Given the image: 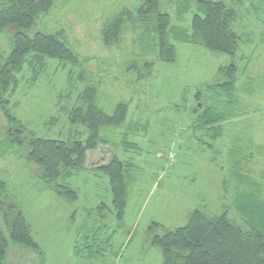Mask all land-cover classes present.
Segmentation results:
<instances>
[{"label":"rangeland","instance_id":"obj_1","mask_svg":"<svg viewBox=\"0 0 264 264\" xmlns=\"http://www.w3.org/2000/svg\"><path fill=\"white\" fill-rule=\"evenodd\" d=\"M141 1L54 0L51 11L37 23L36 30L63 34L72 49L88 59L87 70L98 89L103 111L112 114L118 103L128 104L127 126L107 133L104 138L108 143L99 145L87 157L84 171L68 181L79 194L74 204L60 201L41 181L32 178L20 154L0 161V175L16 194L32 236L43 252L44 264H161L160 250L146 241L145 232L152 222L173 231L184 226L195 209L212 216L227 210L229 217L245 228L231 206L232 190L226 195L222 181L239 166L264 186V151H256L257 147L264 148V12L257 19L250 16L247 4L242 8L233 29L246 39L251 37L252 44L242 46L236 58L174 43L176 61L169 64L158 63L155 55L148 57L147 43L142 50L139 42L145 37L131 27L125 28L119 45L106 48L101 42L103 23L123 8L135 10ZM163 8L173 25L188 28L190 14L178 22L170 0H164ZM8 42V37L0 35V53L4 57L9 53ZM141 56L156 62L151 79L127 70L128 64ZM232 62L241 70L248 65L247 77L259 83L252 96L245 97L247 114L232 126H224L221 139L210 141L206 133L192 129V110L199 107L194 95L202 86L216 82L219 67ZM78 74L77 69L50 61L47 72L30 87L25 83L30 76L24 70L19 89L11 99L17 105L15 114L39 137H70L73 131L60 107L76 104L82 89L76 81ZM245 86L242 70L237 88L242 93ZM51 117L57 119L55 125H51ZM131 123L141 127L148 124V128L145 132L132 131ZM122 137L136 144L138 150L123 149ZM112 156L135 165L136 183L129 191L122 224L109 215L101 225L96 217L88 218L86 214L100 204L111 208L108 180L95 170ZM1 227L7 233L3 224ZM98 227L108 229L100 235L102 241L115 232L110 245L101 248L103 253H98V259L76 256L73 247L77 233L80 231V239L92 236ZM7 263L39 264V258L11 245Z\"/></svg>","mask_w":264,"mask_h":264},{"label":"trees","instance_id":"obj_2","mask_svg":"<svg viewBox=\"0 0 264 264\" xmlns=\"http://www.w3.org/2000/svg\"><path fill=\"white\" fill-rule=\"evenodd\" d=\"M0 2V35L9 39L8 55L4 57L0 53V161L8 156L21 155L32 178L41 181L45 189L60 201L74 204L79 194L68 181L84 171L87 153L108 143L104 138L107 133L127 126L128 104L118 103L112 114L103 111L99 107L98 89L87 70L88 59L77 54L63 34L36 30L39 20L53 8L54 0ZM163 2L142 0L133 11L126 8L119 10L101 27L103 46L119 45L125 28L131 27L145 37L139 41L141 49L149 48L148 57L155 55L158 63L176 61L174 43L236 58L242 46L252 44L251 37L246 39L233 29L242 8L247 4L248 13L257 19L264 12V0H170L175 6L178 22L191 15L188 28H184L172 24ZM50 61L79 71L76 81L82 89L76 104L70 108L60 107L73 131L66 139L39 137L15 114L17 105L11 101L19 89L20 75L24 70L30 76L25 83L34 86L47 72ZM155 63L141 56L132 60L127 70L140 78L151 79ZM247 66L242 69L246 80L242 93L237 88L242 70L235 62L217 69L215 83L197 89L194 100L200 108L196 106L192 110L194 131L204 132L210 141H217L225 133L224 126H232V122L247 114L249 109L245 108V97L252 96L254 87L259 83L247 77ZM70 77L67 83H70ZM49 121L51 125L57 123L53 117ZM131 124L132 131L145 132L148 128V124L143 127ZM121 144L127 152L138 150L137 145L126 137H122ZM260 150L264 151V148H256V151ZM237 153L243 157L240 151ZM95 171L108 180L111 208L100 204L86 215L88 218L96 217L101 225L109 215H113L115 222L121 225L129 191L136 183V167L131 162L112 156L106 165ZM222 190L226 195L232 190L231 206L241 217L245 228L231 219L227 210L212 216L204 210L195 209L188 215L185 225L173 231L152 222L145 232L146 241L150 247L160 250L161 264H264V186L237 166L228 179L222 181ZM0 218V264H8L7 254L11 245L37 254L39 264H44L43 252L32 236L31 226L17 202L16 194L1 175ZM1 224L7 233L1 231ZM102 228L98 227L92 236L84 235L81 239L79 231L73 247L74 254L89 260L98 259V253H103L101 248L110 245L115 233L102 241L100 235L108 230Z\"/></svg>","mask_w":264,"mask_h":264},{"label":"crops","instance_id":"obj_3","mask_svg":"<svg viewBox=\"0 0 264 264\" xmlns=\"http://www.w3.org/2000/svg\"><path fill=\"white\" fill-rule=\"evenodd\" d=\"M93 152V151H92ZM92 152H89V153H87V157L92 153ZM87 159V158H86ZM88 160V159H87Z\"/></svg>","mask_w":264,"mask_h":264}]
</instances>
